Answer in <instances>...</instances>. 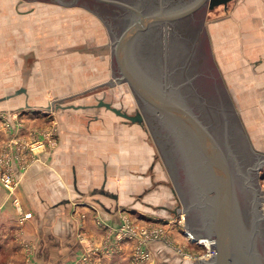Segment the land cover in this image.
Instances as JSON below:
<instances>
[{"label":"crops","instance_id":"0c3cea01","mask_svg":"<svg viewBox=\"0 0 264 264\" xmlns=\"http://www.w3.org/2000/svg\"><path fill=\"white\" fill-rule=\"evenodd\" d=\"M224 10L225 13L214 18L213 25L207 27L210 48L251 144L264 152V148L254 146L248 125L242 118L241 106L233 97L237 92L233 91L226 74L233 63L232 53L238 57L239 64H249L250 70L249 73L245 71V78L254 79L258 112L255 116L263 122L264 0H233ZM219 42L220 45L215 44ZM16 47L20 51L18 54ZM16 47L14 59L10 58L9 62L18 63L14 78H18L19 84L1 93L0 97L20 86L26 90L0 99V110L60 111L57 119L47 120L50 118L47 114L46 120H41L36 114L24 125L11 122L9 131L0 130V140L10 136L19 141L10 170L17 182L15 195L29 212L28 218L18 221L11 198L0 184V251H36L37 264L39 261L70 264L78 253L86 251L87 246L95 245L101 252H96L91 264H199L197 259L204 256L176 248V244L186 248L187 240L175 230L166 234L170 243L163 238L148 240L146 247L151 257L147 260L138 258L133 242L117 248L114 231L122 223L124 212L148 229L150 223L158 224L152 214L165 213L174 218L179 215L166 209L174 204V200L151 193L159 188L162 179L157 180V161L152 164L148 131L141 123L121 118L104 106L74 108L65 107L67 104L61 102V107H49L51 101L36 103L34 92L29 90L30 70H23L24 59L33 55L24 54L22 45ZM239 74L243 71L240 70ZM102 110L120 119H104ZM162 169L165 176L166 170ZM161 183L167 185L170 198H173L171 187L166 182ZM160 191L155 192L162 193ZM39 251H42L41 259ZM102 251L112 252L103 254Z\"/></svg>","mask_w":264,"mask_h":264},{"label":"rangeland","instance_id":"374dc122","mask_svg":"<svg viewBox=\"0 0 264 264\" xmlns=\"http://www.w3.org/2000/svg\"><path fill=\"white\" fill-rule=\"evenodd\" d=\"M232 1H228L227 5ZM81 2L65 5L55 0H0V62L2 61L0 63V94L11 90L15 84H19L18 78L16 80L14 78L15 75L17 76L15 67L18 68V63L17 65L10 63L9 59H14L15 47L22 45L24 54L29 52L33 55V57L24 59L23 70L27 68L30 70L29 90L34 92L33 96L36 103L47 104L49 101L59 98L64 100L62 104L93 103L97 97H104L105 100L112 101L116 106H123L128 111L135 109L137 106L136 99H134L127 83H117L113 86L102 85L112 78L111 54L107 32L99 21L93 20V11L88 6L90 3L87 0H81ZM224 11L222 4L215 5L210 15L206 16V21L209 18L205 22L206 27L208 25L212 26V20L221 17L225 13ZM215 44L220 45V42ZM16 49L18 54L20 52L19 48L16 47ZM230 58L233 59V63L230 64V72L226 74L228 78L230 77L228 82L231 83L233 91L237 92V95L233 97L241 106L242 118L248 125L254 146L264 148V120L261 122L260 117L255 116L258 112H256L255 107L254 79L245 78V71L249 73L250 70L249 64H239L238 57H235L234 53H232ZM43 67H45V71ZM240 70L243 71V74H239ZM239 75H242L243 78H240ZM69 110L80 112V110ZM51 111L50 113H45L39 110L12 112L0 110V130L9 131L11 122L24 125L25 122L31 119V116L36 114H39V119L41 120H46L47 114L50 117L47 120H52L53 117L57 119L60 110L51 109ZM102 114L104 119H120L119 116L117 117L114 114L110 116V112L105 110H102ZM18 143V140H15L14 137L10 138V136H5L0 140V174L3 171H7L12 175L10 169L17 153L16 147ZM154 143L152 139L150 147L151 157L156 148ZM38 144L41 145L40 142ZM155 167L159 178L157 180L165 179L171 182L168 174L165 176L163 174L162 168L164 167L161 160L157 161ZM161 182L158 183L159 188L155 191L161 190L160 192L162 193L155 191H151V193L153 195L161 194L160 196L164 199L174 200L170 198L167 185ZM259 183L262 191V208L264 211V167L260 172ZM0 184L7 190L11 198L17 220L21 221L23 215H26L25 219L28 218L29 212L24 209L20 198L15 195L17 186L15 177L13 176V184L10 187L4 186L1 179ZM163 190L168 192H163ZM16 198L19 201L21 210L15 204ZM152 215L153 220L158 222V224L150 223V230L155 228L160 230L157 234V239L168 240L166 237L167 232L175 230L178 235L182 234L184 239L187 240L184 244L187 246L184 249L176 244V248L179 251H192L191 254L193 255L209 257L211 252L208 249L207 241L195 239L186 232L183 225L185 224L184 213L179 214L176 218L170 217V215L165 213ZM122 217V223L114 231V242L117 248L133 242V249L137 251L139 241L135 235L139 236V231L146 226L137 224L136 218L134 219V216L125 212ZM126 233H134V237L128 238L125 235ZM118 234L121 236L117 240L116 236ZM168 243H170L169 240ZM102 247L107 249L106 245ZM98 249V246L95 245L87 246L86 251L78 253L70 264H91L90 262L94 261L96 252H101ZM16 252V259L14 260L15 256L13 255ZM35 252L0 251V264H37ZM39 252L41 259L42 251ZM111 252L102 251L103 254H110ZM38 264L46 263L39 261Z\"/></svg>","mask_w":264,"mask_h":264},{"label":"flooded vegetation","instance_id":"af4514ba","mask_svg":"<svg viewBox=\"0 0 264 264\" xmlns=\"http://www.w3.org/2000/svg\"><path fill=\"white\" fill-rule=\"evenodd\" d=\"M81 2V0H79ZM93 11L109 33L112 79L121 75L116 55V39L141 16L153 17L138 28L130 40L129 59L161 85L182 99L205 125L213 132L224 148H230L239 158L240 169L245 172L246 164L257 162L249 152L243 133L244 125L214 61L205 22L215 5L214 0H87ZM82 3V2H81ZM228 3V2H227ZM207 16V17H206ZM168 17L170 19H168ZM117 84V83H115ZM109 85V84H103ZM113 85V84H110ZM151 140L155 142L153 165L161 160L170 181L174 204L166 207L175 214L184 213V220L197 232L205 233L202 212L192 205L194 192L184 172L181 152L166 121L138 95H134ZM123 107V106H122ZM126 109L125 107H123ZM127 110V109H126ZM138 123V122H137ZM243 128V129H242ZM152 165V167H153ZM240 171V170H239ZM243 172H241L243 174ZM260 171H252V179L259 181ZM237 194L244 220L250 225L253 217L252 204L259 203L260 189L256 202L254 192L243 176L237 174ZM161 182V181H160ZM254 186V181H252ZM178 208L182 210L178 212ZM261 237L258 239L264 262V220L261 221Z\"/></svg>","mask_w":264,"mask_h":264},{"label":"water","instance_id":"95a60500","mask_svg":"<svg viewBox=\"0 0 264 264\" xmlns=\"http://www.w3.org/2000/svg\"><path fill=\"white\" fill-rule=\"evenodd\" d=\"M55 1L65 5L79 2V0ZM228 1L230 0H214L213 3L227 5ZM152 19L151 16L146 18L141 16L116 39L115 55L121 75L114 76L104 84L127 83L134 95H138L152 106L170 128L181 152L184 172L194 192L191 203L194 208L202 212L205 233L197 232L185 220L183 225L186 232L192 233L195 239L207 241L209 248L213 251L209 257H199L197 262L199 264H264L258 245V239L261 237V221L264 220L262 191L258 178L255 176L252 179L251 175L252 171L258 172L264 167V152L253 147L246 131L242 128L248 151L254 153L258 159L253 165L246 164L245 172H243L239 166V158L233 155L230 148L223 147L213 132L182 99L176 96L167 85H161L151 79L137 63L129 59L128 47L132 36L142 25L152 22ZM93 20L99 21L105 28L94 12ZM106 32L109 41V33ZM25 90L24 86H20L0 99L9 98ZM62 101L64 100L61 98L53 100L49 103V107H61ZM91 106H104L130 122H144V117L139 110L134 113L128 112L123 107L104 100L103 97H97L96 103L93 104L65 105V107L74 108ZM238 172L243 176L245 183L252 185L255 202L260 189L259 203L256 204L253 201L252 204L254 219L250 225L243 218L238 199ZM252 181L258 184V188ZM181 210L178 208L177 211Z\"/></svg>","mask_w":264,"mask_h":264},{"label":"built area","instance_id":"2783aa9c","mask_svg":"<svg viewBox=\"0 0 264 264\" xmlns=\"http://www.w3.org/2000/svg\"><path fill=\"white\" fill-rule=\"evenodd\" d=\"M0 179L2 181V183L4 184V186L6 187H10L13 184V175H11V173L7 172V171H3L0 174ZM15 204L20 208L21 210V206L19 205V201L16 198L15 199ZM26 217V215H23L21 219H24ZM124 227V226H123ZM122 229V227H121ZM160 232V230L157 228L150 230L148 228H142L139 231V236L135 235L137 237V240L139 241V245L137 248V256L138 258L142 259V260H147L151 257L150 251L147 249L146 244L148 242V240L150 239H154L156 237H158V233ZM117 233V232H116ZM134 233H126L125 235L128 236V238H133ZM121 235H117L116 238L117 240L120 238ZM209 251L211 252L210 255L213 253V251L208 247Z\"/></svg>","mask_w":264,"mask_h":264},{"label":"bare ground","instance_id":"6f19581e","mask_svg":"<svg viewBox=\"0 0 264 264\" xmlns=\"http://www.w3.org/2000/svg\"><path fill=\"white\" fill-rule=\"evenodd\" d=\"M188 234L191 235V236H193L192 233H188ZM193 238H194V236H193ZM202 240L205 241L204 239H202Z\"/></svg>","mask_w":264,"mask_h":264}]
</instances>
